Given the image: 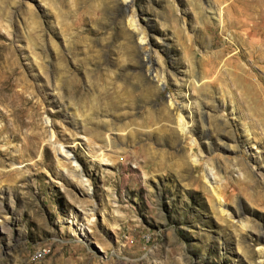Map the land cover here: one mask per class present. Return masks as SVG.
Here are the masks:
<instances>
[{
  "label": "rangeland",
  "instance_id": "374dc122",
  "mask_svg": "<svg viewBox=\"0 0 264 264\" xmlns=\"http://www.w3.org/2000/svg\"><path fill=\"white\" fill-rule=\"evenodd\" d=\"M0 264H264V0H0Z\"/></svg>",
  "mask_w": 264,
  "mask_h": 264
},
{
  "label": "bare ground",
  "instance_id": "6f19581e",
  "mask_svg": "<svg viewBox=\"0 0 264 264\" xmlns=\"http://www.w3.org/2000/svg\"><path fill=\"white\" fill-rule=\"evenodd\" d=\"M129 26H130V28H133L134 31H137L136 24H135L134 21L131 20V21L129 22ZM149 62H150L151 67H154V66L156 65V64H154V62H153L152 60H150V59H149ZM183 120H184V119H183L182 116L180 115V116L178 117V122H179V128H180L181 131L185 130V126H186V124L184 123ZM60 146H61V145H60ZM60 146H59V147H60ZM60 150H61V154L63 155V157H65V159H67V158H71V157H72L70 151H69V150H65L64 147H61ZM219 199H220V198H219ZM220 203H221V202H220Z\"/></svg>",
  "mask_w": 264,
  "mask_h": 264
},
{
  "label": "built area",
  "instance_id": "2783aa9c",
  "mask_svg": "<svg viewBox=\"0 0 264 264\" xmlns=\"http://www.w3.org/2000/svg\"><path fill=\"white\" fill-rule=\"evenodd\" d=\"M45 253H46V250L45 249L38 250L35 253V257L37 259L42 258L45 255Z\"/></svg>",
  "mask_w": 264,
  "mask_h": 264
}]
</instances>
